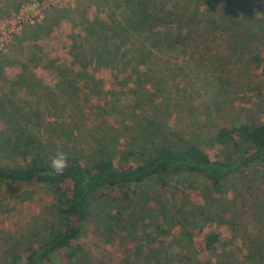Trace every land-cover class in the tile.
<instances>
[{
  "label": "trees",
  "instance_id": "trees-1",
  "mask_svg": "<svg viewBox=\"0 0 264 264\" xmlns=\"http://www.w3.org/2000/svg\"><path fill=\"white\" fill-rule=\"evenodd\" d=\"M101 2V12L95 8L88 16L89 9L84 10L74 23L78 30L69 35L71 67H58L55 88L60 92L42 114L44 120L32 111H22L18 118L0 112V184L42 186L52 195L54 208L51 220L35 221L21 241L5 249L0 264H53L55 257L63 264H83L87 250L105 264H230L225 259L228 252L223 248L216 252L221 243L218 232L194 241L207 220L229 230L231 237L221 246L235 247L240 239L244 259L264 264V167L254 169L264 164L263 101L254 103L242 119L219 126L207 139L166 124L160 129L164 133L143 143L117 146L102 143L103 136L90 143L81 141V131L67 121L81 90L103 89L96 75L100 69L110 70L113 77L142 79L146 89L151 86L158 92L150 82L160 83L165 77L163 59L181 52L189 57L199 53L209 60L226 51L229 39L241 40L244 35L242 47H253L247 49L251 51L248 68L255 63L261 71L257 82L264 87V24L255 33L243 25L249 13L257 18L254 24L264 21V0ZM215 42L222 49L213 47ZM38 121L33 130L28 128ZM58 151L67 154L68 163L62 175L54 176L50 163ZM180 175L203 186L209 197L207 211L191 214L187 201L171 193L166 196L170 178ZM149 182L153 193L146 194L142 188ZM151 195L158 215L153 233L160 237L159 248L146 239L140 242L126 227L127 211L139 210ZM100 201L108 211L104 221L96 222ZM192 215L198 216L191 219ZM175 230L185 245L168 253L162 247L173 243L170 234Z\"/></svg>",
  "mask_w": 264,
  "mask_h": 264
},
{
  "label": "rangeland",
  "instance_id": "rangeland-1",
  "mask_svg": "<svg viewBox=\"0 0 264 264\" xmlns=\"http://www.w3.org/2000/svg\"><path fill=\"white\" fill-rule=\"evenodd\" d=\"M95 8L99 12L103 10L101 0H0V112L6 111L18 118V113L32 111L44 120L47 106L60 92L55 88L58 67H71L69 35L78 30L74 23L79 22L84 10L89 9V16ZM256 19L251 13L245 14L243 25L248 26L249 33L259 31L264 24L263 20L254 24ZM245 38L246 35L241 40ZM241 40L229 39L226 51L214 54L209 60L200 58L199 53L189 57L181 52L163 59L162 67L167 66L165 77L158 80L160 83L157 79L149 81L158 92L151 86L146 89L142 79L134 80L122 74L113 77L110 70L100 69L96 75L103 89L100 93L81 90L73 104L75 111L67 116V121L81 131V141L90 143L101 136L102 143L117 146L129 141L143 143L164 133L160 129H166V124L183 134L207 139L219 126L242 119L254 103L264 102V87L260 88L257 82L261 71L253 62L248 68L253 47H242ZM212 46L219 49L222 44L215 42ZM61 82L60 88H66V82ZM35 119L34 116L32 121ZM39 122L30 123L28 128L33 130L32 125ZM263 167L264 164L254 169ZM169 181L171 188L166 196L171 193L178 200L187 201L186 208L191 214H197L200 209L207 211L209 197L202 185L190 183L184 175L171 177ZM145 191L153 193L150 182L144 184L142 192ZM51 196L46 188L38 185L0 184V256L7 247L21 241L35 221L44 223L52 219ZM146 197L148 200L139 210L127 211L130 214L126 227L140 242L146 239L150 246L159 248L160 237L157 239L153 233L158 216L155 197ZM99 205L95 210L96 222L104 221L108 211L104 208L107 204L100 201ZM201 226L202 231L194 235L195 242L210 231L220 234L221 243L231 237L226 225L218 221L207 220ZM178 231L171 232L173 243L169 247L163 244L166 252L184 248L185 240ZM221 243L216 252L222 248L228 252L225 259L230 264H250L244 259L245 249L240 239L235 241V247L221 246ZM93 254L87 250L83 264H105ZM211 260L214 261V256ZM53 264L63 263L55 257Z\"/></svg>",
  "mask_w": 264,
  "mask_h": 264
},
{
  "label": "clouds",
  "instance_id": "clouds-1",
  "mask_svg": "<svg viewBox=\"0 0 264 264\" xmlns=\"http://www.w3.org/2000/svg\"><path fill=\"white\" fill-rule=\"evenodd\" d=\"M68 157L67 154L63 151H58L52 158H51V175L58 176L62 175L67 167Z\"/></svg>",
  "mask_w": 264,
  "mask_h": 264
}]
</instances>
